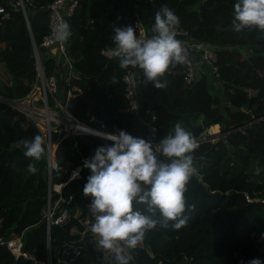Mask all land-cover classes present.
<instances>
[{
  "label": "trees",
  "instance_id": "obj_1",
  "mask_svg": "<svg viewBox=\"0 0 264 264\" xmlns=\"http://www.w3.org/2000/svg\"><path fill=\"white\" fill-rule=\"evenodd\" d=\"M11 1L0 0V98L20 99L34 82L31 39L38 45L46 33L45 6L51 0H23L27 25ZM144 1L78 0L65 19L72 33L65 49L80 75L74 82L79 92L71 98L61 93L67 112L96 131L125 130L145 139V129L136 124L123 97L121 77L132 70L139 72L140 113L143 116L148 108L154 114L152 143L159 144L163 137L174 134L177 123L196 142L213 127L228 133L197 144L192 153L196 174L189 179L184 194L187 225L174 229L171 221L167 228L158 224L137 248L126 251L128 264H247L251 259L264 264V32L255 27L234 30L233 6L237 0H204L201 5L197 0ZM140 5L144 7L141 21L150 37L155 12L167 6L179 17L178 28L198 41L222 48L216 51L221 97L210 92L204 76L190 86L184 85L183 64L170 65L158 77L165 87L157 89L139 68L121 69L118 58L100 53L115 46L113 17L118 27H133V13ZM41 57L44 73L49 74L52 60L43 53ZM38 134L29 119L0 102L2 233L21 235V252L27 255L15 258L2 245L0 264H65L68 251L74 248L79 249V255L71 264H117L113 254L107 262L100 259L101 253L88 241L90 228L84 231L80 223L89 218L91 201L82 194L91 174L83 162L98 146L111 142L81 134L56 145L50 159L49 193L56 197L52 187L60 185L59 194L68 201V216L62 225L49 226L47 232L41 217L48 193L46 148L42 158L35 161L25 157L22 146L11 147ZM30 163L36 165V174L27 172ZM77 169L79 175L72 179ZM255 192L259 194L254 196ZM134 209L143 212L144 206L134 203Z\"/></svg>",
  "mask_w": 264,
  "mask_h": 264
},
{
  "label": "clouds",
  "instance_id": "obj_2",
  "mask_svg": "<svg viewBox=\"0 0 264 264\" xmlns=\"http://www.w3.org/2000/svg\"><path fill=\"white\" fill-rule=\"evenodd\" d=\"M233 17L236 32L253 27L264 32V0H237ZM178 25L179 17L167 6H161L155 12L150 38H138L132 26L114 28L115 47L110 54L119 59L121 69L139 68L147 82L162 89L165 85L158 77L163 76L170 65L187 62L182 42L176 39ZM71 34L66 21L59 22L53 29L54 39L61 43L67 42ZM111 79L112 83H117L115 76ZM82 130L111 142L98 146L83 162V168L91 173L82 189L83 196L91 198L88 205L93 220L90 231L97 237L98 250L112 253L117 264H128L124 253L137 248L146 233L158 224L167 228L171 221L174 229L187 225L184 194L189 179L196 174L192 153L197 142L180 123L175 124L174 134L163 137L159 144L134 137L125 130L118 133ZM45 144L46 139L38 134L31 140L22 138L11 147L22 146L25 157L39 161L45 153ZM26 170L30 174L38 171L34 163ZM78 175L79 169L71 178ZM134 203L143 205L144 211L135 210ZM157 213L159 218H156ZM247 264H261V261L251 259Z\"/></svg>",
  "mask_w": 264,
  "mask_h": 264
},
{
  "label": "built area",
  "instance_id": "obj_3",
  "mask_svg": "<svg viewBox=\"0 0 264 264\" xmlns=\"http://www.w3.org/2000/svg\"><path fill=\"white\" fill-rule=\"evenodd\" d=\"M144 2L151 3L152 0H145ZM203 2L204 0H197V5H201ZM15 3L18 4L17 7L20 9L24 21L27 24L23 0H15ZM77 5L78 0H51V2L45 6L47 30L46 33L41 36L39 44H34L31 48L35 70L33 85L23 98H9L16 102L15 105L3 102V104L15 109L30 120L39 133L46 139L45 148L51 147V145H54L55 148L61 140L67 137L81 134L93 135L76 131L73 126H70V122L85 124L67 112V105H64L62 100H60V105L56 101L58 89L61 93L65 92L67 98L73 97L75 95L74 92L77 93L80 91L78 86L74 84V82L80 79V75L74 68V59L66 52L64 43L56 41L53 35L55 26L59 22L65 21V19L73 13ZM2 13L3 11L0 7V14ZM133 16V28H135L138 38H150V33L141 21V15L136 8ZM175 32L176 39L182 42L185 55L187 56V62L183 64L182 69L183 84L190 86L201 76H204L208 84L211 80H214L220 86L221 81L218 78L216 66V51L222 48H216L209 43L198 41L189 36L187 31L181 28L177 27ZM42 53L45 57H49L52 60V70L49 74L44 73L41 57ZM100 53L106 58L111 56L109 50L106 49H102ZM121 82L123 84V97L127 103V107L129 111L135 115L136 124H139L145 129V139L149 140L155 132V127L153 126L154 114L148 108L144 109L143 116L140 113L141 96L138 91L139 72L132 70L126 71L121 77ZM26 102H28L31 107L42 108L46 115H32L30 111L24 109L23 105L26 104ZM49 112H52L53 115H50ZM34 118H42L43 121L38 122ZM55 187L56 186L52 187V191L56 192L57 196L51 198L48 192L45 205L41 211V217L46 227L51 225H62L68 216L66 207L68 201L59 194V189H55ZM90 234L92 235V233ZM2 245H4L15 258L18 256L27 257L26 254L21 252V235L17 236L11 232L4 235L2 233V223L0 221V246ZM78 255L79 249H72L71 255L68 257L65 264L73 263Z\"/></svg>",
  "mask_w": 264,
  "mask_h": 264
},
{
  "label": "rangeland",
  "instance_id": "obj_4",
  "mask_svg": "<svg viewBox=\"0 0 264 264\" xmlns=\"http://www.w3.org/2000/svg\"><path fill=\"white\" fill-rule=\"evenodd\" d=\"M242 52L243 53H245V51L244 50H242ZM0 75H3L2 74V70L0 69ZM221 85V84H220ZM208 86H209V90H210V92L211 93H213V94H216V95H219L220 97H221V88H220V86H219V84H217L214 80H211V82H209V84H208ZM56 97H57V103L60 105V100H61V92H60V90L58 89V91H57V93H56ZM0 101H3V102H6V104H8L7 103V100H6V98H4V99H2V98H0ZM223 102V101H222ZM2 103V102H1ZM26 105H28V104H26ZM38 110L40 109V115L39 116H42V115H44V111H42V109L41 108H37ZM26 110H28V109H26ZM29 111V110H28ZM30 113L32 114V115H36V114H34L35 112H33V111H30ZM34 119H36L38 122H40V119L43 121V119L42 118H34ZM214 128V127H213ZM215 129V128H214ZM219 129H218V126H217V131H218ZM209 132V130H206L205 131V134H207ZM54 137V136H53ZM211 141V140H210ZM54 150V145H53V148L51 149V151H53ZM259 194V192H255V193H253V195L254 196H257ZM264 201V200H263ZM78 214V212H75V216ZM81 224H83V228H84V231H86V230H89V228L91 227V223H87V220H85V221H81L80 222ZM72 232H74V230H71ZM80 236L82 237V236H84L83 235V233H81L80 234ZM88 241L90 242V243H92V248L94 249V251H96V252H99V253H101L100 255H101V260L103 261V262H107L108 261V257L110 256V254H112V253H110V252H108L107 250H98V248H99V245L97 244V237H95L94 235H91L90 234V232H89V238H88ZM127 253L125 252L124 253V255H126Z\"/></svg>",
  "mask_w": 264,
  "mask_h": 264
},
{
  "label": "water",
  "instance_id": "obj_5",
  "mask_svg": "<svg viewBox=\"0 0 264 264\" xmlns=\"http://www.w3.org/2000/svg\"><path fill=\"white\" fill-rule=\"evenodd\" d=\"M13 5L17 6L18 4L15 3L13 0L11 1V6L13 7ZM89 22V21H88ZM87 22V23H88ZM27 25V24H26ZM113 25H114V28L118 27V24H117V21L114 19L113 17ZM31 38V37H30ZM34 46V43L31 39V48ZM115 46L111 47L109 49V52L112 48H114ZM3 103V101H0ZM228 132H220L219 130L217 131L216 135H210L209 133L205 134V137L203 138H199V140L197 141V144L201 143V142H205V141H210V140H214V139H217L219 137H223L224 135H226ZM46 153H47V160H48V177H47V182H48V189L47 191L49 192L50 188V159H51V150H50V147H47L46 148ZM92 219H91V214L89 216V218L87 219V223H91ZM47 232H48V227H47ZM71 255V251H68V256Z\"/></svg>",
  "mask_w": 264,
  "mask_h": 264
},
{
  "label": "bare ground",
  "instance_id": "obj_6",
  "mask_svg": "<svg viewBox=\"0 0 264 264\" xmlns=\"http://www.w3.org/2000/svg\"><path fill=\"white\" fill-rule=\"evenodd\" d=\"M4 99V98H3ZM7 100V103L8 104H11V105H15V103L16 102H14V101H12V100H10V99H6ZM6 103V102H5ZM26 104H28V105H26ZM26 104H24L23 106H24V109L26 110V109H28L29 111H33V112H35L34 114H36L37 116H39L40 115V109L38 110L37 108H39V107H31V106H29V103L28 102H26ZM42 109V108H41ZM42 111H44L43 109H42ZM52 111V110H51ZM49 114L50 115H53L52 114V112H49ZM46 114H45V111H44V116H45ZM69 125L70 126H73V128L76 130V131H81V132H83V133H89V132H87V131H84V130H82V129H91V128H89V127H87V126H85V125H83V124H81V123H75V122H70L69 123ZM215 128V129H214ZM214 128H211L210 130H209V134L210 135H216V133H217V127H214ZM93 130V129H92ZM98 137V136H97ZM215 140V139H214ZM212 141V140H211ZM52 146L53 145H51V147H50V150L52 149ZM52 152V151H51ZM55 189H58V186H56L55 187Z\"/></svg>",
  "mask_w": 264,
  "mask_h": 264
},
{
  "label": "crops",
  "instance_id": "obj_7",
  "mask_svg": "<svg viewBox=\"0 0 264 264\" xmlns=\"http://www.w3.org/2000/svg\"><path fill=\"white\" fill-rule=\"evenodd\" d=\"M143 9H144V7H143V5H140V6H138V9H137V11L140 13V15H141V13L143 14ZM3 99V98H2ZM37 108V107H36ZM40 121H42L41 119H40ZM52 148H53V146H52ZM54 186H58V189H59V187H60V185H54ZM72 232V231H71ZM93 235V234H92Z\"/></svg>",
  "mask_w": 264,
  "mask_h": 264
}]
</instances>
